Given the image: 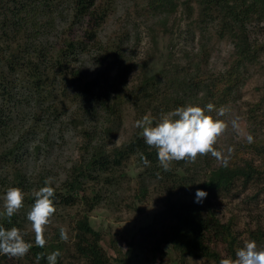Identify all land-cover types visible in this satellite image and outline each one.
<instances>
[{"label":"trees","instance_id":"16d2710c","mask_svg":"<svg viewBox=\"0 0 264 264\" xmlns=\"http://www.w3.org/2000/svg\"><path fill=\"white\" fill-rule=\"evenodd\" d=\"M145 1L146 13L165 21L179 6L176 0ZM112 2L0 0V195L3 198L10 187H18L25 194L24 207L13 217L9 219L1 210L0 226L21 229L25 240L33 244L22 258L0 255V264H36L38 257L39 264H48L47 256L57 250L61 253L57 264L61 263L65 244L60 240V230L41 248L27 227V213L35 202L33 193L46 186L45 181L55 189L57 210L53 217L60 208H87L75 226L74 255L85 264H131V247L124 252L113 242L110 249L106 248L87 212L107 196L118 197L135 172L140 189L134 194L136 202L144 201L152 182L170 196L166 208L169 222L151 248L158 264L169 255L164 246H170L182 261L191 258L214 264L222 258H235L243 246L233 220L223 223L219 218L215 201L229 197L240 181L245 187L264 185V94L248 113L253 142L245 145L263 158L262 164L239 155V162L217 165L208 155L198 157L195 163L173 162L171 170L164 171L156 149L146 145L142 129L121 145L116 144V138L129 105L136 109L138 120L150 113L155 125L162 114L178 107H206L211 103L216 109L225 106L229 110L237 103L250 67L264 52L263 46L252 41L253 26L264 22V0L183 1L200 31L198 50L184 64L169 53L156 72L150 73L145 67L132 86L129 78L134 65L123 43L104 45L98 37L112 12ZM60 20L68 22V27L55 42ZM210 28L218 39L233 45L232 61L219 73L209 69ZM90 52L94 63L101 66L93 78L85 79L78 64ZM207 114L216 116L215 111ZM57 125L81 138L79 160L60 185L52 182L49 174L32 175L27 168L31 159L48 158ZM144 157L150 165L144 164ZM198 190L208 193L200 203L196 202ZM251 238L259 246L264 233L254 232ZM215 240L226 245V257L214 247Z\"/></svg>","mask_w":264,"mask_h":264},{"label":"rangeland","instance_id":"374dc122","mask_svg":"<svg viewBox=\"0 0 264 264\" xmlns=\"http://www.w3.org/2000/svg\"><path fill=\"white\" fill-rule=\"evenodd\" d=\"M183 1L185 0H176L179 5L177 12L165 21L159 15L153 17L146 13L145 0H113L112 12L101 26L98 37L104 45L123 43L130 64L134 65L129 78L130 86L137 82L145 67L150 73L156 72L167 60L169 53L172 54L173 60L184 64L187 57L198 50L200 31L192 23L193 18H189ZM56 24L55 42L63 36L60 32L68 27V22L60 20ZM209 31L210 38L207 42L210 50L209 69L213 73H219L231 63L233 45L229 40L218 39L211 28ZM252 41L263 46L264 50V22L253 26ZM92 53L84 55L78 64L85 79L93 78L98 67L101 66L94 63ZM145 63L146 65L142 66ZM116 72L115 69L113 75ZM263 94L264 52L259 62L250 67L247 82L241 91V98L230 106L228 114L223 117L229 122V127L217 145L225 155H228L227 149H234L230 154L229 163L239 162V155L255 161L256 164L263 162L262 157L250 152L249 147H245L248 144L246 137L251 135V125L247 120L248 113L260 101ZM232 119H238L239 132L232 129L230 123ZM137 120L136 109L127 106L123 126L116 138L119 141L117 143L116 140L117 145L130 140L139 131L135 127ZM65 129L67 130L64 125L55 127L53 135H56L54 136L56 141L50 155L48 158L43 156L40 159H31L27 163L30 174H49L56 185H60L66 179L72 166L79 160L81 138L69 130L61 133ZM60 136L64 139L60 140ZM217 165L222 163L217 161ZM135 173L131 174L129 183L125 182L118 197H105L99 206L87 214L93 228L101 233L102 243L106 248L110 249L115 242L124 252L131 247V264H158L151 248L156 245L161 229L169 222L166 208L170 196L162 191L158 184L152 182L148 184V194L144 201L136 202L134 194L139 193L140 189ZM215 207L223 223L233 220L234 230L240 242L252 240L251 234L254 232L264 233V185L250 184L245 187L241 181L237 182L232 194L215 201ZM86 209L84 205L68 209L60 208L57 217L52 218L46 229L47 240L54 238L60 228L68 230L69 240L63 241L65 246L60 264H85L80 257L74 255V236L76 223ZM1 210H4V207L0 195V212ZM27 227L32 231L30 222ZM215 241L214 247L226 257V245L220 240ZM259 247L264 248V242L259 243ZM163 248L169 254L163 259V264H214L191 258L182 261L170 246Z\"/></svg>","mask_w":264,"mask_h":264},{"label":"clouds","instance_id":"9594fccd","mask_svg":"<svg viewBox=\"0 0 264 264\" xmlns=\"http://www.w3.org/2000/svg\"><path fill=\"white\" fill-rule=\"evenodd\" d=\"M213 111L216 112L215 117L207 114ZM228 111L225 106L216 109L211 103L206 107L187 105L162 114L155 125L154 118L146 114L142 119L135 121V127L142 129L141 135L146 145L156 149L159 165L164 171H170L173 162L195 163L198 157L208 155L227 166L234 149H227L228 155H225L216 145L228 130L229 122L221 119ZM230 123L232 129L239 132L238 119H232ZM246 139L248 143L253 142L251 135ZM143 162L146 166L150 165L146 157ZM45 185L34 191L35 202L27 213V221L30 222L35 235V245L41 248L46 246L45 232L57 210L53 200L55 189L50 186V181H45ZM207 195V192L198 190L196 202L200 203ZM24 201L25 194L20 188H8L3 196L4 215L9 219L13 217L24 207ZM24 237L25 233L17 227L6 229L0 226V255L9 258L26 256L33 244L27 242ZM60 238L64 242L69 240L66 228H60ZM60 255L59 250L49 254L48 264H57ZM39 259L38 257L36 264H39ZM219 264H264V248L259 247L255 240H244L243 246L236 251L235 258H222Z\"/></svg>","mask_w":264,"mask_h":264}]
</instances>
